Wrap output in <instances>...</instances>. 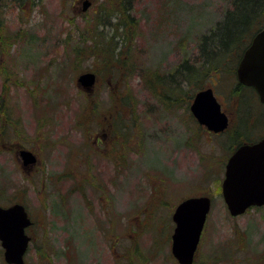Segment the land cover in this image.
<instances>
[{"label":"rangeland","instance_id":"374dc122","mask_svg":"<svg viewBox=\"0 0 264 264\" xmlns=\"http://www.w3.org/2000/svg\"><path fill=\"white\" fill-rule=\"evenodd\" d=\"M83 1L0 6V205L22 203L34 221L25 264H179L175 208L206 195L212 209L195 264H264V207L233 217L222 194L238 145L229 136L252 117L244 138L263 137L264 105L241 113L236 76L203 77L231 117L214 134L190 110L200 83L178 89L173 77L184 60L200 61V38L236 0H133L130 31L108 26L113 0H90L87 11ZM85 72L99 78L91 92L77 81ZM21 149L39 163L24 167Z\"/></svg>","mask_w":264,"mask_h":264},{"label":"water","instance_id":"95a60500","mask_svg":"<svg viewBox=\"0 0 264 264\" xmlns=\"http://www.w3.org/2000/svg\"><path fill=\"white\" fill-rule=\"evenodd\" d=\"M91 4L90 0H85L83 10L87 11ZM237 79L243 85L254 87L264 103V29L256 34L245 51L237 69ZM77 81L82 88L91 91L98 78L93 72H85ZM191 112L200 125L214 133L224 132L230 123L211 87L196 94ZM19 155L24 167L38 161L36 155L26 149ZM222 194L233 217L245 214L251 207L264 206V138L258 143L241 145L231 155L226 164ZM211 207L209 196L190 197L176 207L172 254L179 264H194ZM30 225L32 221L23 204L0 206V241L8 264H25L31 241L26 229Z\"/></svg>","mask_w":264,"mask_h":264},{"label":"trees","instance_id":"16d2710c","mask_svg":"<svg viewBox=\"0 0 264 264\" xmlns=\"http://www.w3.org/2000/svg\"><path fill=\"white\" fill-rule=\"evenodd\" d=\"M132 2L133 0H113L112 2L108 3V6L106 7L107 11L104 15L107 16V19H112L114 17L117 19L115 23L110 22L108 26H111L116 31H119L121 29L124 31H130V28L137 26L136 20L131 14ZM32 3L34 4V2ZM261 20H264V0H236L234 8L227 13V15L224 17V20L218 23L214 28H212L205 36L200 38L197 45L199 48L198 53L201 56L200 61L189 65L186 59L178 66L177 75L173 76L175 79L174 84L177 86L179 85L178 89H180L183 84L189 85L193 82L200 83L197 84L198 88L195 92L196 94L198 91L207 88L206 86L201 84L203 77L212 79L221 78V76L223 75L225 77L236 76L238 64L243 56L245 49L249 45V43L246 44L248 42L247 40H249L250 38L252 39L254 36V34L252 36L251 30L252 28H255L256 24L260 23ZM107 23L105 24V26L107 25ZM251 39L249 40V42L251 41ZM124 43H127L126 39L124 40ZM117 48L118 45L116 44L115 49ZM114 57H116L115 51L113 56L109 55L107 58L115 59ZM110 62L111 61H105V63L109 67L112 66ZM150 80L155 84L158 83L157 81H154V76ZM165 87L167 88L166 85ZM175 87L176 86H174V88ZM233 88L234 90L231 97L235 100L240 98V100L237 101L239 107L241 108V113L245 111V106H250L255 102L259 104L258 95L252 88L245 87L238 81L234 84ZM247 90L251 91V96L247 95V98H244V96H246L244 95L243 98H241L240 92H245ZM195 94L192 98H194ZM174 100L175 99H172V101ZM241 113L239 115L240 118ZM245 119H247V123ZM249 123L254 124V118L244 117V128L241 127L240 130L238 127L237 129L239 131L235 130L229 136L230 139L234 140L235 144H238L234 150H236L240 145H243L244 143H253L261 138L260 137L256 140H253V138H251L253 136H251L250 134L245 137L247 139L244 138V135H247L248 131H253L252 129H247V125ZM255 127L259 126L256 125ZM243 129L244 131L245 129H247L248 131L246 130L245 132H243ZM230 145H234L233 142Z\"/></svg>","mask_w":264,"mask_h":264},{"label":"flooded vegetation","instance_id":"af4514ba","mask_svg":"<svg viewBox=\"0 0 264 264\" xmlns=\"http://www.w3.org/2000/svg\"><path fill=\"white\" fill-rule=\"evenodd\" d=\"M229 116H230V115H229ZM230 118H231V117H230ZM33 238H34V237H31L32 241H33Z\"/></svg>","mask_w":264,"mask_h":264}]
</instances>
